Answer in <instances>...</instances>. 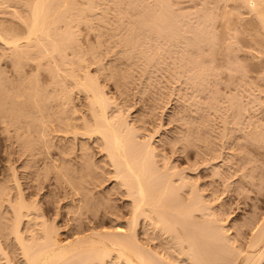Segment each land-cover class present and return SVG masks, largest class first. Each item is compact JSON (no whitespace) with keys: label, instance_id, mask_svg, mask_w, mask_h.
I'll list each match as a JSON object with an SVG mask.
<instances>
[{"label":"bare ground","instance_id":"bare-ground-1","mask_svg":"<svg viewBox=\"0 0 264 264\" xmlns=\"http://www.w3.org/2000/svg\"><path fill=\"white\" fill-rule=\"evenodd\" d=\"M180 1L0 0V264H264V0Z\"/></svg>","mask_w":264,"mask_h":264},{"label":"rangeland","instance_id":"rangeland-1","mask_svg":"<svg viewBox=\"0 0 264 264\" xmlns=\"http://www.w3.org/2000/svg\"><path fill=\"white\" fill-rule=\"evenodd\" d=\"M177 5L179 7H186L192 5V3L189 2L188 0H181ZM252 64H253V66L251 67L252 72H250V75L256 76L260 70L264 69V54L262 60L257 61L256 59H254L252 60ZM172 104L171 102L166 104L163 110L162 109L157 110L154 113V115L150 117L149 121L151 123L149 125L151 128H155L154 138L156 141L160 136H164L165 134L170 133V131L173 128V124L168 122V114L171 111ZM140 106L141 105L137 103L133 111L137 110ZM248 118H249L248 119L249 123L252 124H255L257 119H259L260 121H264V115L261 114L258 115V113L255 111H251L249 113ZM156 144L158 145V143ZM163 151L164 153H166V155L172 156V154H170L171 152L168 147L163 148ZM247 152L248 155L251 157V159L252 158L256 159L259 150L252 144H248ZM192 154L193 152L190 151L185 156L174 155L170 157L172 160H175V163L179 168H184L187 167L188 163L193 162L194 156ZM203 168L204 167L202 165L199 167V169L197 170L198 175H195V173H193V175H195L194 179L198 182L199 185H201V188L205 189V193H210L212 191H215L216 196H219L218 199H216L213 202V205L218 207L221 203L224 204L223 213L230 233H234V227H233L234 221L240 220L247 214H251L253 210L256 212V215L259 216L264 215V188L261 192L253 187V188H247L242 193L240 192L226 193L223 192L222 185L219 182H215L213 184L209 183L211 180L210 171L205 170ZM46 190L47 189H45V191ZM112 198L116 199L115 203L120 209L123 199L117 195L112 196Z\"/></svg>","mask_w":264,"mask_h":264}]
</instances>
